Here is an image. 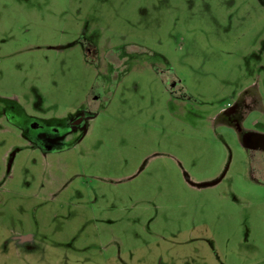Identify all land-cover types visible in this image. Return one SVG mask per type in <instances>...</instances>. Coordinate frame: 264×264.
<instances>
[{
  "label": "rangeland",
  "instance_id": "1",
  "mask_svg": "<svg viewBox=\"0 0 264 264\" xmlns=\"http://www.w3.org/2000/svg\"><path fill=\"white\" fill-rule=\"evenodd\" d=\"M245 90L264 0H0V264H264Z\"/></svg>",
  "mask_w": 264,
  "mask_h": 264
},
{
  "label": "flooded vegetation",
  "instance_id": "2",
  "mask_svg": "<svg viewBox=\"0 0 264 264\" xmlns=\"http://www.w3.org/2000/svg\"><path fill=\"white\" fill-rule=\"evenodd\" d=\"M179 82H173L170 84V87H173V94L179 95L182 92L179 88ZM236 101L234 103H228L217 115L216 120L219 122L222 117L223 124L229 130H231L243 143V147L248 149V151H260L264 153V143L253 140V137L256 135L255 132L245 129V123L250 113H253L257 110H261L262 107V98L258 92L251 93L249 91H244L237 95ZM98 100V97H96ZM90 115L89 112H85L84 116H79L78 120L75 122L76 125H83L87 119V116ZM225 118V119H224ZM35 128V126H34ZM22 139L29 142V144L42 145L39 139L36 137H30L29 139L25 133L20 132ZM37 141H36V140ZM35 140V141H34ZM36 145V146H37Z\"/></svg>",
  "mask_w": 264,
  "mask_h": 264
},
{
  "label": "water",
  "instance_id": "3",
  "mask_svg": "<svg viewBox=\"0 0 264 264\" xmlns=\"http://www.w3.org/2000/svg\"><path fill=\"white\" fill-rule=\"evenodd\" d=\"M253 140L264 143V135L263 134H256L253 137Z\"/></svg>",
  "mask_w": 264,
  "mask_h": 264
}]
</instances>
